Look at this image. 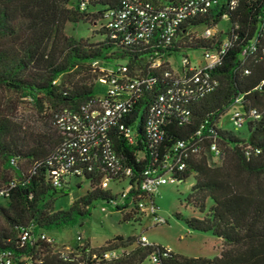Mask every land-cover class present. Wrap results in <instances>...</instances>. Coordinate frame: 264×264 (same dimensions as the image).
<instances>
[{"label":"trees","instance_id":"obj_1","mask_svg":"<svg viewBox=\"0 0 264 264\" xmlns=\"http://www.w3.org/2000/svg\"><path fill=\"white\" fill-rule=\"evenodd\" d=\"M83 1L87 4L85 10L80 8ZM144 1L163 4L178 0ZM119 5L120 0H0V90L18 98H30L37 112L52 123L62 108L78 110L100 91L97 83L101 71L93 65L94 61H106L110 56L127 57L132 72L146 73L152 50L134 51L116 44L106 25L108 10ZM260 7V0H238L236 8L229 10L228 28H234L240 39L230 48L222 64L212 71L217 87L193 104L189 124L179 125L174 121L167 126L166 146L177 139L189 140L203 126L201 149L187 158L182 181L191 174L195 176V184L187 197L189 204L202 212L206 210L208 199H212L213 204L209 214L192 217L187 223L193 230L220 237L221 253L210 259L171 251L167 257L160 256L159 264H264V112L259 120L245 124L246 137L234 127L226 128L223 121L238 96L243 97L246 106L264 108V86L258 88L264 80V54L259 49L255 55L245 58L244 64L240 55L242 47L257 32ZM225 9L224 4L188 19L181 30L204 24L219 25ZM98 18L104 21L105 27L106 37L101 42L78 39L66 33L69 22ZM180 36L177 45L182 49L214 47L210 40H191L185 33ZM244 68L250 73H244ZM16 109L13 102L0 106L3 171L0 190L9 188L8 195L0 198V253H9L16 264H27L28 259L33 264H141L154 252L160 254L165 249L139 241L128 252L104 258L103 252L130 246L135 241L122 235L109 239L101 247H93L87 240L83 247L75 242L68 258L54 247L55 242L38 239L22 245L20 234L24 229L31 227L37 235L74 224L80 217L91 214L94 201L100 199L109 204L111 192L100 187L101 176L88 174L85 176L91 184L88 192L77 198L70 209L55 210L54 194L62 187L55 188L52 184L50 161L62 142V135L56 126L58 134L53 130L31 141L18 135V126L12 119ZM209 128L215 130V140L221 148L219 163L212 161L210 144L214 134ZM248 145L253 148L249 156L245 154ZM115 146L135 170H141V163L135 162L131 147L119 138ZM21 159L28 165H23ZM126 206H113V209L121 210Z\"/></svg>","mask_w":264,"mask_h":264},{"label":"built area","instance_id":"obj_2","mask_svg":"<svg viewBox=\"0 0 264 264\" xmlns=\"http://www.w3.org/2000/svg\"><path fill=\"white\" fill-rule=\"evenodd\" d=\"M237 2L178 0L153 4L144 0H120L118 7L108 10L106 25L116 44L134 51L152 50L149 70L146 73L132 72L127 63L107 67L100 63L101 60L94 61L93 65L101 71L98 82L106 84V90L97 92L78 110L62 108L55 117L54 124L62 135V142L50 161L55 188L63 187L67 178L99 175L100 187L111 192L108 200L111 206L127 204V208L134 204L137 211L150 207L155 214V222H164L156 213L154 195L163 185L182 182L187 158L200 151L204 135L201 126L189 140L177 139L166 146L167 126L174 121L179 125L191 122L193 104L218 85L212 71L222 64L230 48L240 39L234 28L221 29L218 24H204L185 31L181 26L188 19L224 4L226 9L222 17L228 21L229 10L235 9ZM260 5L257 32L242 47L243 64L245 58L255 55L259 49L264 54V0H260ZM80 6L85 10L86 1ZM180 33H185L191 40L212 41L213 48H202L204 62H194L187 49L177 45ZM181 51L184 52L181 67L174 69L170 59ZM244 73H250V70L244 68ZM263 86L264 80L258 88ZM230 110L229 118L236 130L250 120H259L264 112V108L246 106L242 96L236 97L226 115ZM208 131L214 134L210 151L219 158L221 148L215 140L216 132L213 128ZM117 138L131 147L135 162L141 163L140 171L135 170L128 158L116 149ZM252 151L251 146L245 147L247 156ZM123 180H128V186L118 195H113L110 185ZM8 190L1 189L0 198L6 197ZM20 239L22 245L38 239L54 242L46 232L34 235L31 227L21 232ZM85 241L81 235L77 236L76 242L80 247L85 246ZM140 242L150 245L144 236ZM72 250L67 247V250H62V256L68 258ZM171 251L165 248L160 254L154 252L152 262L159 264L160 256L167 257ZM119 254L118 249L102 253L108 259ZM0 264L16 263L9 253L3 252L0 253ZM27 264H33V261L28 259Z\"/></svg>","mask_w":264,"mask_h":264},{"label":"rangeland","instance_id":"obj_3","mask_svg":"<svg viewBox=\"0 0 264 264\" xmlns=\"http://www.w3.org/2000/svg\"><path fill=\"white\" fill-rule=\"evenodd\" d=\"M229 22L222 20L219 28L227 29ZM202 29V27H199ZM66 33L75 38H87L91 42H101L105 39L104 21L101 18L66 25ZM186 52L196 63L204 62L202 48H188ZM177 52L170 59L174 69L181 67L182 54ZM127 57L101 60L100 63L112 67L116 64L127 63ZM98 90L105 91L106 84L97 83ZM13 102L17 106L12 119L18 126V135L28 137L27 140L43 137L53 130L57 133L54 122L52 123L37 112L36 106L30 98H18L15 94L0 90V106L3 103ZM231 110L223 118L224 126L233 128L229 115ZM244 137L248 135L246 125L238 130ZM58 134V133H57ZM213 162L219 163L220 158L214 157ZM23 165H28L25 159H21ZM27 167V166H26ZM14 174L13 170H10ZM3 173L0 164V175ZM129 184L128 180L113 182L110 190L113 195L121 193L123 188ZM195 184V176L191 174L184 181L179 183H168L159 188L154 195L156 213L164 222L156 223L154 213L150 207L137 211L134 204L121 210H114L113 206L106 204L103 200H96L91 208V214L80 217L74 224H66L61 228L45 231L48 236L54 238L55 248L67 250L75 245L78 235L90 242L93 247H101L106 241L117 235L125 238H134L135 241L127 247L118 248L120 253L128 252L135 248L140 239L144 236L147 242L168 248L175 253L187 257H206L213 259L220 255L222 249V239L211 232L193 230L189 227L187 220L196 217L202 218L210 213L212 199L207 200L206 210L202 212L187 202V197ZM91 188L90 181L85 177H72L66 179V184L61 191L54 194L53 208L55 210H68L74 201L85 195ZM141 264H157L151 258H146Z\"/></svg>","mask_w":264,"mask_h":264}]
</instances>
